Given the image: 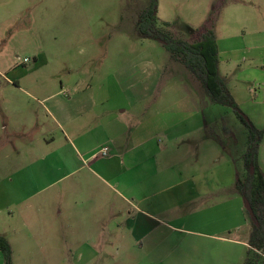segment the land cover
<instances>
[{
	"label": "crops",
	"instance_id": "0c3cea01",
	"mask_svg": "<svg viewBox=\"0 0 264 264\" xmlns=\"http://www.w3.org/2000/svg\"><path fill=\"white\" fill-rule=\"evenodd\" d=\"M105 86L26 92L2 107V129L22 135L3 143L21 151L2 159L14 171L0 195V212L18 219L13 240L0 234L12 252L14 244L18 253L39 246L49 259L74 264L238 262L233 249L248 250L251 216L235 190L243 177L234 156L214 136L215 120L179 108L185 98L165 112V103L175 101L167 96L155 111L141 112L151 95L99 94ZM105 147L110 155L97 157ZM258 165L264 174L263 143ZM189 244L202 252L182 254Z\"/></svg>",
	"mask_w": 264,
	"mask_h": 264
},
{
	"label": "rangeland",
	"instance_id": "374dc122",
	"mask_svg": "<svg viewBox=\"0 0 264 264\" xmlns=\"http://www.w3.org/2000/svg\"><path fill=\"white\" fill-rule=\"evenodd\" d=\"M148 1L0 0L2 146L7 137L14 144L22 137L2 129L5 120L1 110L12 96L25 97L26 92L35 96L50 95L62 87L75 90L87 84L105 83V87H99V94L113 96L120 90L132 89L137 97L151 95L152 99L143 103L142 109L137 108L141 112L155 111V105L156 108L160 105L157 100L162 96L175 100L165 103L170 104L165 112L172 105L179 107L181 99H188L179 108L198 111L203 121L215 120L214 136L232 152L238 171L245 177L247 172L240 154L246 150L248 129L232 108L213 103L200 81L184 65L174 61L161 43L140 36L138 16ZM158 16L161 28L192 43L207 29L214 31L220 46V76L240 110L264 131V0H159ZM115 80L120 81L119 85ZM7 148L0 147V195L6 192L7 175L14 172L12 163L2 164V159L8 153L13 158L21 153ZM27 164L26 161L24 165ZM220 215L217 214V219ZM17 223V216L13 219L0 212V234L9 240L15 238L13 227ZM202 247L199 245V249ZM14 248L12 264H74L49 259L50 256L38 250L39 246L32 252L28 248L18 253L16 244ZM185 248L182 254L190 257L202 252L192 249L190 244ZM170 249L172 246L164 247V251ZM247 251V248H234V260L238 262L232 264H245ZM137 257L140 258L139 254ZM0 264H5L1 251ZM105 264L200 263L121 259Z\"/></svg>",
	"mask_w": 264,
	"mask_h": 264
},
{
	"label": "trees",
	"instance_id": "16d2710c",
	"mask_svg": "<svg viewBox=\"0 0 264 264\" xmlns=\"http://www.w3.org/2000/svg\"><path fill=\"white\" fill-rule=\"evenodd\" d=\"M159 0H149L138 16L139 34L143 39L154 40L163 45L171 58L184 65L201 83L210 100L233 109L242 124L248 129V145L244 155L246 176L236 180L235 190L253 208L252 230L248 241L245 264H264V174L258 165L259 149L264 131L240 110L226 87L219 72V45L212 29H207L195 42L175 37L159 26ZM169 25L170 23H166ZM254 168V172H252ZM0 251L5 264H12V249L6 238L0 236Z\"/></svg>",
	"mask_w": 264,
	"mask_h": 264
},
{
	"label": "built area",
	"instance_id": "2783aa9c",
	"mask_svg": "<svg viewBox=\"0 0 264 264\" xmlns=\"http://www.w3.org/2000/svg\"><path fill=\"white\" fill-rule=\"evenodd\" d=\"M110 155V149L109 147H105L98 154H96L97 157L106 158Z\"/></svg>",
	"mask_w": 264,
	"mask_h": 264
},
{
	"label": "water",
	"instance_id": "95a60500",
	"mask_svg": "<svg viewBox=\"0 0 264 264\" xmlns=\"http://www.w3.org/2000/svg\"><path fill=\"white\" fill-rule=\"evenodd\" d=\"M252 172H254V168H252ZM246 210L249 212V214L253 217L254 216V211L249 202H246L245 204Z\"/></svg>",
	"mask_w": 264,
	"mask_h": 264
}]
</instances>
